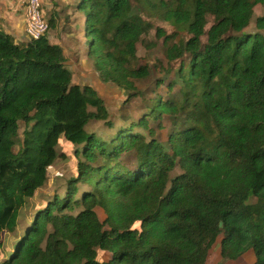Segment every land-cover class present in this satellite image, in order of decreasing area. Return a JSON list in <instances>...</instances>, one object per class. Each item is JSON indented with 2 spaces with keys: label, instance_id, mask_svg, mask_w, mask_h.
I'll use <instances>...</instances> for the list:
<instances>
[{
  "label": "trees",
  "instance_id": "1",
  "mask_svg": "<svg viewBox=\"0 0 264 264\" xmlns=\"http://www.w3.org/2000/svg\"><path fill=\"white\" fill-rule=\"evenodd\" d=\"M143 1L190 35L174 42L157 29L168 65L180 59L165 86L176 97H149L148 113L107 142L85 130L107 120L105 100L72 81L63 48L46 35L17 43L0 30V249L46 182L60 137L81 146L65 194L40 205L0 264H205L217 241L222 258L252 250V264H264V14L249 27L264 0ZM74 6L100 81L137 93L134 80L148 67L135 66L136 44L149 24L130 0ZM148 117L168 119V150L134 130ZM131 150L136 166L127 169L118 157Z\"/></svg>",
  "mask_w": 264,
  "mask_h": 264
},
{
  "label": "rangeland",
  "instance_id": "2",
  "mask_svg": "<svg viewBox=\"0 0 264 264\" xmlns=\"http://www.w3.org/2000/svg\"><path fill=\"white\" fill-rule=\"evenodd\" d=\"M76 1L77 0H70L71 4H69L68 8L65 10L62 21L56 32L59 35L60 41L67 49V53L70 54L72 59H75L73 61L74 63L68 62L67 66L70 68L71 64L83 62L85 66L91 69L90 71L94 75L93 78L97 82L99 75L94 69L92 58L87 54L88 38L82 28V23L84 22L82 12L77 11L74 6ZM130 2L132 14L140 16L145 23L149 24L148 31L141 35L140 41L136 44L137 60L134 62L136 67L147 65L148 75L143 79L134 80L135 91H137V93L131 96L129 95L133 91H122L120 88L111 84L95 85V89L105 100L109 115L107 120L89 121L85 126V130L88 133L94 134L100 141L104 142L109 141L120 126L127 125L130 120L137 121L143 117V114L148 113V106L150 105L149 97H153L156 93L164 98L176 97V87L169 92L165 86L170 79L175 77V71L180 65V59L168 65L164 56L163 38L157 36V29H162L168 35L173 34L172 38L174 42H185L190 36L186 31L176 29L173 24L165 21L149 3L143 0H130ZM263 14L264 5H256L249 27L253 26L254 20L258 15ZM212 22L213 17L208 15L206 29ZM204 40L205 37L202 38V41ZM168 70H170V72H168ZM72 72L73 82L76 81L75 83L79 85L86 84V82L78 78L74 71ZM89 109L93 110L91 107H89ZM159 122L163 125L162 127L158 126ZM26 127L27 126H25L23 122L20 123L19 132L15 138V151L22 141L23 131ZM169 128L170 124L167 118L159 120L157 118L148 117L147 128L135 126L134 130L138 131L145 141H149L153 138L161 142L166 150H168L166 141ZM80 147V145L71 144L66 141L64 137H60L56 147L58 156L53 164L47 168L46 182L35 192L32 198L26 199L20 210L16 229L13 232H3L1 235L2 246L0 249V262L3 261L13 249L18 236L25 228V223L30 221L32 215L40 205L51 199L54 194L60 196L65 194L67 183L77 169V157L74 153L76 149L80 150ZM136 157L137 155L134 150L124 151L119 155L118 162L127 169H134L136 166ZM178 173V168H175L171 172V176ZM82 187L86 186L84 185ZM95 211L99 219L104 221L106 215L103 209L96 207ZM74 213H76V211ZM218 251L219 241L210 249L209 259L210 261L211 259H214L213 261L217 259V263L214 262L215 264H221L223 260ZM98 253L100 258L107 257L101 250H98ZM225 261H227L225 264H231L230 260ZM242 261L243 264H245L247 258H243Z\"/></svg>",
  "mask_w": 264,
  "mask_h": 264
},
{
  "label": "crops",
  "instance_id": "3",
  "mask_svg": "<svg viewBox=\"0 0 264 264\" xmlns=\"http://www.w3.org/2000/svg\"><path fill=\"white\" fill-rule=\"evenodd\" d=\"M24 1L25 0H0V30L10 34L17 43L27 42L29 40L24 32ZM69 4H71L70 0H42L43 12L50 24L49 31L47 32L46 37L48 38L50 43L58 44L63 48L67 60L66 63H74L73 61L75 59H72L70 54L67 53V49L60 41L59 35L56 32L57 28L59 27L62 21L63 14L68 8ZM70 68L72 69V71H74L78 78H80L81 81L86 82V84H89L94 88L95 85L98 84H109L103 83L99 79H97L96 82V80L93 78V73L90 71L91 69L88 66H85L83 62L71 64ZM218 253L220 254L219 251ZM209 255L210 251L205 261V264L217 263V259L215 261H213L214 259H211L210 261ZM243 258H247L245 264H252L254 261L253 251L248 250L239 258L235 260H230V262L231 264H243ZM223 260L221 264H225V262H227L225 260L229 259L223 258Z\"/></svg>",
  "mask_w": 264,
  "mask_h": 264
},
{
  "label": "built area",
  "instance_id": "4",
  "mask_svg": "<svg viewBox=\"0 0 264 264\" xmlns=\"http://www.w3.org/2000/svg\"><path fill=\"white\" fill-rule=\"evenodd\" d=\"M49 22L43 12L42 0L24 1V32L29 40L45 36Z\"/></svg>",
  "mask_w": 264,
  "mask_h": 264
}]
</instances>
